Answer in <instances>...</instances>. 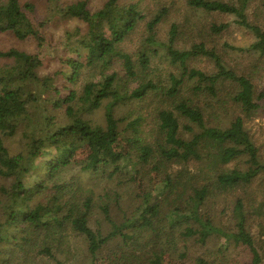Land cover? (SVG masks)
I'll return each instance as SVG.
<instances>
[{
	"label": "trees",
	"instance_id": "16d2710c",
	"mask_svg": "<svg viewBox=\"0 0 264 264\" xmlns=\"http://www.w3.org/2000/svg\"><path fill=\"white\" fill-rule=\"evenodd\" d=\"M43 1L39 16L36 0H0V37L37 48L0 49V264H165L166 255L220 264L230 244L248 249L243 264H262L264 162L245 129L259 98L244 69L206 46L229 24L205 16L228 14L264 56L251 0H103L94 10L88 0ZM54 18L77 23L57 42L47 36ZM53 50L55 67L41 74L42 51ZM198 57L214 70L190 66ZM100 107L101 121L87 117ZM229 108L236 115L222 126ZM230 195L225 231L208 202ZM248 211L259 219L256 243Z\"/></svg>",
	"mask_w": 264,
	"mask_h": 264
},
{
	"label": "rangeland",
	"instance_id": "374dc122",
	"mask_svg": "<svg viewBox=\"0 0 264 264\" xmlns=\"http://www.w3.org/2000/svg\"><path fill=\"white\" fill-rule=\"evenodd\" d=\"M59 1L69 2L75 0ZM102 1L103 0H88V4L89 7L94 10L97 6L102 3ZM139 1L141 4H144V6L152 7L153 5H157L159 0ZM45 8L46 7L43 0H36V9L39 16H44L46 14ZM181 11L183 12V9ZM246 13L249 21L264 27V18L260 6V0H251L246 9ZM54 19L55 20L50 23L49 27L47 28V36L52 42H57L60 34L62 33V30L65 27H71L77 24L76 22L63 24L64 22L58 21V19L56 18ZM205 19L209 21H214L215 23L222 22L229 24L228 29L223 31L220 36L216 37L213 40V44L211 42H207L208 45L206 46L210 48L215 45L216 49L223 55V59L227 62V64L239 70L244 69L254 84L255 94L259 98L258 102L260 104V107L249 120H246L245 129L251 136L252 141L258 147L259 159L264 162V56L260 57L258 55L259 53H256L255 51L249 48L250 44L254 41V36L248 29L235 23L234 16L228 14H213L206 15ZM168 26L169 21H166V23H163L159 27V32L157 36L161 40H164L168 31ZM139 36V34H136L135 38L133 39L136 44L139 42ZM186 41L187 39L185 38L181 39L180 41H178L177 47L179 49H187L189 47V43H187ZM127 44L130 46L129 49L132 50L133 47L131 45V42H127ZM9 47L23 49L28 52L37 50L35 42L33 40L19 41L11 37L10 35L1 36L0 49H7ZM158 51L159 54L157 55V58L154 59V61L156 60L155 62L164 66L166 61L165 57H160L162 56L164 49L162 47H158ZM52 55L54 57H52ZM42 56H44V65L43 67H41L39 72L41 74L51 72L55 67V59L57 58L56 52H54V50L53 53L42 51ZM190 66L201 69L205 72H210L214 70V66L211 60L204 57H198L196 58V60L194 59V61L191 62ZM235 112V109L229 108L228 112H225L224 109H220V125H228L229 121L234 117V115H236ZM102 116L103 108L100 107L99 109L95 110L94 113L89 114L87 117L91 120L101 121L100 119ZM0 183H3L2 179H0ZM234 196L235 195L225 197L220 196L208 202V211L211 213L214 223L225 231H233L231 206L235 198ZM247 230L254 237L255 243L258 242L259 237L261 236L259 235V232L261 230L259 225V219H257L256 214L253 212L248 213ZM214 246L216 248V242L214 244L210 243L208 245L209 252L215 251ZM203 249L204 247L192 245L190 246L189 251L191 254H197L199 252L202 253ZM214 254H216V252ZM221 254H223L224 256L222 257L220 264H243L244 262L249 261L250 258L248 249H246L245 246L242 245L230 244L229 250L226 251V253L220 251V257ZM164 263L180 264V261L176 259H170L166 255ZM262 264H264V259Z\"/></svg>",
	"mask_w": 264,
	"mask_h": 264
}]
</instances>
